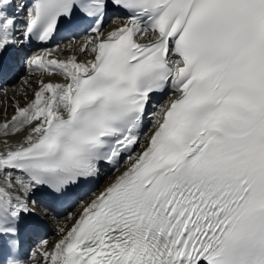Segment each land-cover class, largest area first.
<instances>
[{
	"label": "snow or ice",
	"instance_id": "6c2138e0",
	"mask_svg": "<svg viewBox=\"0 0 264 264\" xmlns=\"http://www.w3.org/2000/svg\"><path fill=\"white\" fill-rule=\"evenodd\" d=\"M9 61L0 264H264V0H0Z\"/></svg>",
	"mask_w": 264,
	"mask_h": 264
},
{
	"label": "bare ground",
	"instance_id": "6f19581e",
	"mask_svg": "<svg viewBox=\"0 0 264 264\" xmlns=\"http://www.w3.org/2000/svg\"><path fill=\"white\" fill-rule=\"evenodd\" d=\"M113 21L111 19H108L106 25H105V31L108 30L110 27H115V25L112 24ZM64 41H61L60 43H63ZM47 47H52V46H48ZM14 72H16V70H14ZM14 75V74H11ZM2 89H7L8 90V95L12 96L14 94V91L16 89H18V84H15L13 86L8 87L6 84H3L0 86V101L4 100V93L2 91ZM29 96H31V92H29ZM24 101L21 100V104H23ZM4 104H0V122H2V119L4 117ZM13 113V108L11 106L8 107L7 110V115L10 117ZM23 135V133L21 134ZM114 175H108L106 176L103 171L101 173V176L98 180H95L93 182H91L89 185H85V186H81V188L78 189H72L71 190V196L70 199H74L72 200V202L76 203V201L80 198V196L82 195V193L88 189H91L95 192H99L100 190L103 189V187L105 186L106 183L109 182V180L113 179ZM37 199L40 200V203L42 205H47L48 207L45 209L46 211H43L44 214L39 215L40 218H42L43 222H44V227H42L39 231H34V230H26L24 233H22V235H29L32 232H36V236H44V235H48L50 236V243H54L59 236L56 233L57 230V226L60 225L61 223L64 222L65 217L64 218H60V217H53L52 215L54 214V206H55V201H53V198L47 195H43L41 193H37ZM86 200L91 199V196L85 197ZM57 212H65V215L67 213V207H65V210H60ZM68 223L70 224L71 221H68Z\"/></svg>",
	"mask_w": 264,
	"mask_h": 264
}]
</instances>
